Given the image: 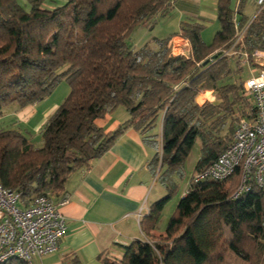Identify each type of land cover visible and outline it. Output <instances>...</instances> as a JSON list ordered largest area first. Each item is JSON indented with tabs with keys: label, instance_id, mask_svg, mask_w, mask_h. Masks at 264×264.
Instances as JSON below:
<instances>
[{
	"label": "trees",
	"instance_id": "trees-1",
	"mask_svg": "<svg viewBox=\"0 0 264 264\" xmlns=\"http://www.w3.org/2000/svg\"><path fill=\"white\" fill-rule=\"evenodd\" d=\"M45 1L27 0L26 11L17 0H0V119L12 105L22 110L39 104L61 82L70 91L42 126L39 147L25 132L0 131V184L19 193L20 206L27 207L38 196L62 191L72 173L88 168L134 129L154 151L148 166L165 195L140 221L145 240L121 246L119 260L103 263L264 264V192L252 185L232 199L238 170L223 182L193 181L230 146L234 110L245 107L240 87L231 81L238 72L234 63L219 52L211 59L233 44L230 0H217L219 28L211 44L201 38L202 23L189 20L180 23L178 33L153 38L140 49L131 44L132 33L152 30L170 14L171 0H67L51 9ZM246 2L237 7L242 27L250 17L243 15ZM175 36L188 42V57L172 55ZM236 49L264 51V9ZM208 90L217 91V101L199 106V94ZM118 108L128 117L114 131L96 125ZM158 120L160 133L154 134ZM197 142L200 158L188 189L165 232L157 233L160 214Z\"/></svg>",
	"mask_w": 264,
	"mask_h": 264
},
{
	"label": "crops",
	"instance_id": "crops-1",
	"mask_svg": "<svg viewBox=\"0 0 264 264\" xmlns=\"http://www.w3.org/2000/svg\"><path fill=\"white\" fill-rule=\"evenodd\" d=\"M202 2L171 0L170 14L159 20L172 18L179 31L182 22H200L206 14L215 16L217 0L210 1L211 13L203 9ZM178 39L175 36L171 40ZM116 111L97 120L96 125L105 132L114 131L128 117L122 112L115 118ZM47 119L39 117L38 122L42 125ZM141 139L139 132L128 129L100 159L88 168L72 173L62 191L51 193L55 201L63 196L69 199L61 207L66 219V233L58 251L43 258L39 264H104L105 258L119 260L122 257L121 246H127L133 240H145L140 221L163 192L157 176H152L148 166L154 151ZM157 227L158 223L156 232Z\"/></svg>",
	"mask_w": 264,
	"mask_h": 264
},
{
	"label": "built area",
	"instance_id": "built-area-1",
	"mask_svg": "<svg viewBox=\"0 0 264 264\" xmlns=\"http://www.w3.org/2000/svg\"><path fill=\"white\" fill-rule=\"evenodd\" d=\"M246 1L251 3L253 10L249 21L242 27L237 9L234 11L232 49L218 53L222 57L235 59L245 69L248 76L239 84L245 107L243 112L234 110L236 121L230 146L193 179L196 184L204 181L223 182L237 170L240 171V184L232 199L248 193L252 185L264 192V51L255 50L248 54L236 49L242 44L249 24L264 9V0ZM179 55L188 57L182 52ZM207 100L203 99V103ZM68 200L67 196H63L55 201L51 194H46L22 207L20 194L9 192L0 184V264L13 259L28 264L40 263L43 258L55 254L66 233V219L61 207Z\"/></svg>",
	"mask_w": 264,
	"mask_h": 264
},
{
	"label": "rangeland",
	"instance_id": "rangeland-1",
	"mask_svg": "<svg viewBox=\"0 0 264 264\" xmlns=\"http://www.w3.org/2000/svg\"><path fill=\"white\" fill-rule=\"evenodd\" d=\"M67 0H46L44 2L45 8H54L58 6H62ZM211 0H203L202 7L206 10V12L212 11L211 7ZM17 3L26 11H29L30 6L27 2V0H17ZM239 4V0H230V8L233 11H236ZM215 16H212L211 14H206L202 16L203 18L200 20L202 23L203 31L201 33V38L203 42L207 45L211 44L214 38V35L216 31L219 28L218 22H217V2L215 5ZM252 6L250 2H246L245 8L243 11V15L245 16H251L252 15ZM240 17V15H239ZM178 26H176L175 21H173L172 18H168L165 20H159L154 25L152 30H149L148 28H138L136 29L132 35H131V44L136 47V49L142 48L145 44L151 43L153 44L152 40L153 38L156 39H166L170 37L171 35H174L178 33ZM180 38V37H178ZM171 47V53L173 56H181L179 55L180 52H182L184 55L189 54V44L187 41L180 38V40H175L170 42ZM180 47V48H179ZM232 49V46L229 47ZM234 49V48H233ZM219 51H215L212 53V55L217 54ZM177 54V55H176ZM235 59H232V63H234L233 68L235 67V70H237V75H233L232 82H235L237 86L240 87L241 80L246 79L248 76L245 69H243L238 61H234ZM239 73V74H238ZM70 88L67 85L66 82L59 83L55 90L49 95L46 99H44L39 104L35 105L33 109H29L30 107H27L23 110H19L16 106L12 105L9 108H7L4 112V119H0V131L2 130H9V129H16L21 132H25V136L31 140V143L35 147H39L41 145V137L40 132L41 128L44 125L45 121H43L42 125H40L41 121L38 122V118H44L47 119L63 102L65 97L69 94ZM202 96H204V99H208L209 102H216L217 101V91L216 90H208L203 91ZM200 93V94H201ZM199 94V98L197 99L199 104L203 103L202 96ZM201 98V99H200ZM119 110V111H118ZM116 113L113 115L115 118L120 117V114L124 112V109H118ZM14 116V117H13ZM37 121V123H35ZM38 124V125H37ZM234 124V123H233ZM36 126V127H35ZM40 126V128H38ZM35 127V128H34ZM38 128V129H37ZM160 131V121L158 120L156 122L155 128L153 130L154 134H159ZM200 158V146L197 142L193 148L191 149L189 156L185 160L184 163V175L183 178L180 180H177V190L173 194L172 198L167 202L165 207L163 208L159 221H158V227H157V233H164L165 229L167 227V223L171 216L174 214L176 206L178 204V201L182 197L183 193L188 189L189 181L192 177L194 167ZM160 190H162V194L160 197H163L165 195V191L163 187L160 186ZM39 264V262H36Z\"/></svg>",
	"mask_w": 264,
	"mask_h": 264
},
{
	"label": "water",
	"instance_id": "water-1",
	"mask_svg": "<svg viewBox=\"0 0 264 264\" xmlns=\"http://www.w3.org/2000/svg\"><path fill=\"white\" fill-rule=\"evenodd\" d=\"M216 57H217L216 54H214L213 56H211V59H215ZM208 61H209V60L205 61V62L203 63V66H205V65L208 63Z\"/></svg>",
	"mask_w": 264,
	"mask_h": 264
},
{
	"label": "bare ground",
	"instance_id": "bare-ground-1",
	"mask_svg": "<svg viewBox=\"0 0 264 264\" xmlns=\"http://www.w3.org/2000/svg\"><path fill=\"white\" fill-rule=\"evenodd\" d=\"M201 98H202V100H203L205 97H204V96H202ZM201 98H200V99H201Z\"/></svg>",
	"mask_w": 264,
	"mask_h": 264
}]
</instances>
